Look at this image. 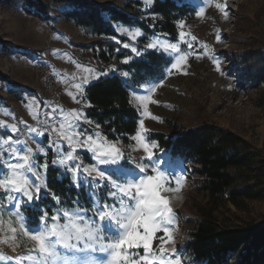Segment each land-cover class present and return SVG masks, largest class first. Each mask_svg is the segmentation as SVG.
<instances>
[{"label":"rangeland","instance_id":"rangeland-1","mask_svg":"<svg viewBox=\"0 0 264 264\" xmlns=\"http://www.w3.org/2000/svg\"><path fill=\"white\" fill-rule=\"evenodd\" d=\"M93 1L112 3L118 8H123L129 0ZM142 1L145 3V0ZM190 1L196 5L197 11L198 6L206 5L205 14L202 17L196 15L192 19L182 20L184 27L183 29L180 28V32L186 33V39L188 43L193 45V48L187 49L184 43H181L180 46L182 50L203 54L199 58L195 54L191 55L187 64L184 65V71L172 70V74L166 75L162 80V86H159L156 92L151 94L152 99L158 103H148V111L159 117L162 122L142 115L143 107L133 101L132 93L136 92L140 95L148 93L141 86L132 89V102L139 108L145 127L149 130L146 136L148 137L150 131L171 133L176 128H191L204 123L216 124L240 134L251 143L253 148L259 149L264 156V84L249 83L245 80V72L243 71V62L249 50L264 48V0ZM217 2L226 3L227 19L215 7ZM150 4L145 3L146 6ZM22 15H25L23 16L24 19L21 18ZM22 22H25L28 34L19 37L18 23L20 25ZM122 27L129 30L139 28L116 24L118 33L129 39L127 42L121 41V45L124 47L125 44H129L128 49L131 50L132 47H136V42L141 36L133 40L126 33L120 31ZM187 34L197 39L192 41ZM217 34L220 36L219 42L216 40ZM155 38L172 42L164 34H156L150 41ZM1 39L8 40L10 45L15 41L25 43L26 45L13 46L31 53L20 52L21 50H19L16 54L4 55L0 50V72L5 73L11 80L32 86L35 91L34 93L27 92L22 99L17 100L7 91L9 85L0 82V96L6 98L7 103L12 107L3 104L0 106V121L16 124L19 129L14 134L9 132V135L20 141H27L28 146L34 152L38 146L44 148L47 151V157L37 153L40 162L42 163L46 158L48 167L52 164L51 161L55 158L56 153L55 149H49V144L52 140L57 139L56 134L40 136L29 131L30 128H36L35 117L41 108V96L38 90L42 89V84L34 66L37 61L44 59L53 65L61 81L71 80V85L63 88V111L65 113L73 109L81 111L87 121H91V123L81 120L79 127L82 130L86 129L88 134L98 132L105 136L101 128H97V124L88 118L84 111L86 88L95 80L92 78V74L84 72V69L93 70V74L118 72L122 75L126 71L117 70L118 61L116 59L108 62L101 60L95 57L92 48L80 47L73 43L89 44L105 39L119 42V39L91 36L75 23L60 16L50 22L41 21L31 15L24 14L20 1L0 0ZM204 43L209 46L208 49L202 46ZM213 56L220 58L223 72L216 71L212 60ZM126 59L130 60L125 58L122 61L124 62ZM85 75H88L89 79L88 83L83 85L84 91L81 95L74 85L79 83ZM129 77L124 78L128 80ZM70 92L76 96L77 100L80 101L79 103L73 100L72 96L69 95ZM0 137L3 136L0 135ZM108 140L110 139L108 138ZM119 141L126 157L131 156L138 159L143 155L142 151L134 150L136 142L133 139L129 144ZM78 154L84 164L94 162L90 158L91 153H88L86 149H78ZM161 156L169 161L170 167L177 175L185 177L180 192L164 193L171 201V207L177 214L178 223V227L172 233L174 243H169L166 247L169 250L174 248L179 252L182 264H201L196 262L191 253L184 248L188 239V232L193 227L195 211L204 207L208 201V197L197 188L198 173L195 171L197 165L194 162L169 158L165 152L161 153ZM61 170L63 172L62 168ZM88 192L89 190L86 188L87 196ZM42 195H44L43 189ZM79 205L85 209H90L92 202L88 200V202L79 203ZM62 207L71 208L64 205ZM14 211L15 209L11 205L6 204L0 208V215L7 221ZM20 211L26 217L22 208ZM214 215L219 221L227 225H239L250 220L260 223L264 221V199L246 201L242 208L228 202L222 204ZM12 219L14 224L15 217ZM9 236L11 233L7 231L5 224L4 228L0 230V240ZM28 251V242L23 239L18 238V246L14 251L11 243H0V254H2L0 264H17L15 259L10 258L25 255ZM101 255L100 253H93L97 259Z\"/></svg>","mask_w":264,"mask_h":264},{"label":"snow or ice","instance_id":"snow-or-ice-1","mask_svg":"<svg viewBox=\"0 0 264 264\" xmlns=\"http://www.w3.org/2000/svg\"><path fill=\"white\" fill-rule=\"evenodd\" d=\"M151 2L145 0L146 4ZM205 7L198 6L196 15L204 16ZM215 7L225 19L228 18L226 3L217 2ZM179 27L183 29V21ZM120 31L133 40L143 35L139 29L122 27ZM190 39L195 41L197 38L190 36ZM216 40L220 41L219 34ZM181 43L186 44L187 49L193 48L184 31L180 32L176 43L155 38L145 48L169 55L171 62L166 74L171 75L172 70L184 71V65L191 55L195 54L199 58L203 54L182 50ZM202 46L209 48L206 43ZM124 47L130 45L125 44ZM131 51L137 56L141 55L136 47H132ZM212 60L216 71L223 72L220 58L213 56ZM84 72L92 74L93 79L102 75L93 74L91 69H84ZM122 75L129 77L130 73L124 72ZM88 79L89 76L85 75L74 85L81 95ZM162 83V80H156L141 85L148 94L132 93L133 101L143 107L142 115L159 122H162L160 118L148 111V103H158L151 94ZM69 95L77 103L80 102L71 92ZM59 111L62 117L58 127L50 129L57 136L49 144V149H55L56 153L51 163L54 167L62 168L66 176L70 175L73 187L89 190L88 199L92 207L85 209L76 200L72 202L73 207L61 206L49 215L46 209L39 207L42 189L57 205L61 201L58 195L48 189L47 159L41 163L37 155L39 153L47 157V151L38 146L34 152L27 141L14 139L12 135L0 137V208L7 204L15 209L7 221L0 215V230L6 224L7 231L11 233L0 243H11L14 251L19 238L26 240L29 246L25 255L10 259H15L17 264H182L179 252L166 247L174 243L172 233L178 223L171 201L164 193L180 192L185 177L177 175L164 156L157 155L159 144L146 136L149 130L145 127L144 119L139 120V129L132 137L136 142L134 150L143 152L137 159L125 156L118 139L112 141L98 132L88 134L86 129L82 130L80 121H91H87L81 111ZM0 128L13 134L19 131L16 124L4 121H0ZM29 131L44 135V131L36 128H30ZM78 149H86L91 153L90 158L94 162L84 164ZM23 206L32 207L41 213L34 218L35 223L33 218L21 213ZM12 217H15L14 224ZM93 253L102 255L97 259Z\"/></svg>","mask_w":264,"mask_h":264},{"label":"trees","instance_id":"trees-1","mask_svg":"<svg viewBox=\"0 0 264 264\" xmlns=\"http://www.w3.org/2000/svg\"><path fill=\"white\" fill-rule=\"evenodd\" d=\"M18 1L25 13L41 21L50 22L60 16L91 36L119 39V42L105 39L73 44L92 48L95 57L101 60L116 59L117 70L130 73L128 80L118 72L100 75L88 84L84 107L86 116L99 125L107 138L129 144L141 119L139 108L130 102L132 89L163 80L171 62L168 54L146 49L145 45L156 34H164L170 41L178 42L179 23L196 16V5L190 0H152L148 6L142 0H129L123 8L93 0ZM116 24L138 27L143 32L136 42L141 55L137 56L121 45V41L129 39L118 33ZM0 50L4 55L23 51L19 47L14 48L7 40H1ZM129 57L131 59L127 63L122 61ZM245 57V80L256 85L264 84V48L249 50ZM0 82L9 85L7 91L17 100L27 92H35L32 86L11 80L3 72H0ZM2 104L10 106L6 98L0 96V106ZM0 135L6 137L9 132L0 128ZM148 139L158 142L157 155L165 152L169 158L197 165V188L208 197V201L195 211L193 227L184 246L194 260L201 264H264V221L227 225L214 215L222 204L228 202L242 208L246 201L264 199L262 152L231 129L209 123L176 128L171 133L150 131ZM47 185L61 201L57 205L51 196L42 195L39 207L46 209L49 215L59 206L72 207L73 201L83 203L89 200L86 188L73 187L70 175L66 176L61 168L52 164L47 171ZM22 210L26 217L33 218V223L34 218L41 215L32 207L23 206Z\"/></svg>","mask_w":264,"mask_h":264},{"label":"built area","instance_id":"built-area-1","mask_svg":"<svg viewBox=\"0 0 264 264\" xmlns=\"http://www.w3.org/2000/svg\"><path fill=\"white\" fill-rule=\"evenodd\" d=\"M34 67L42 84V89L38 90L41 96V108L35 117V126L36 129L44 131L45 135L53 136L56 133L50 129L58 127V121L62 117L59 110L63 109L64 104L63 88L70 86L71 80L61 81L53 65L47 60L37 61Z\"/></svg>","mask_w":264,"mask_h":264},{"label":"crops","instance_id":"crops-1","mask_svg":"<svg viewBox=\"0 0 264 264\" xmlns=\"http://www.w3.org/2000/svg\"><path fill=\"white\" fill-rule=\"evenodd\" d=\"M24 14H26L27 15V13H25L24 12ZM23 16H25V15H22L21 16V18L22 19H24L25 17H23ZM27 18V17H26ZM26 24H25V22H22L20 25H19V23H18V30H19V33H18V35H19V37H22L24 34H26L27 33V31H26V26H25ZM28 34V33H27ZM1 40H4V39H1ZM0 40V41H1ZM8 41V40H7ZM12 45H26L25 43L23 44V43H17L16 41L12 44ZM43 54H45L44 52H42ZM46 55V54H45ZM87 86V85H86Z\"/></svg>","mask_w":264,"mask_h":264}]
</instances>
